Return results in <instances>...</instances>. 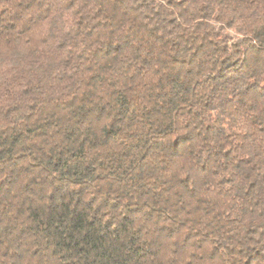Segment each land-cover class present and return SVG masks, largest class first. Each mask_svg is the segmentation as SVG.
<instances>
[{"label":"trees","instance_id":"obj_1","mask_svg":"<svg viewBox=\"0 0 264 264\" xmlns=\"http://www.w3.org/2000/svg\"><path fill=\"white\" fill-rule=\"evenodd\" d=\"M0 264H264V0H0Z\"/></svg>","mask_w":264,"mask_h":264}]
</instances>
